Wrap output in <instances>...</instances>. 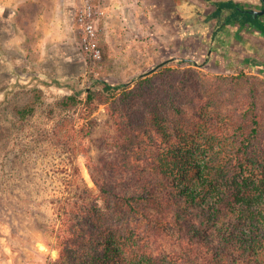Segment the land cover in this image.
<instances>
[{
    "label": "trees",
    "instance_id": "trees-1",
    "mask_svg": "<svg viewBox=\"0 0 264 264\" xmlns=\"http://www.w3.org/2000/svg\"><path fill=\"white\" fill-rule=\"evenodd\" d=\"M205 1L208 10L192 3L183 9L210 26L209 47L223 43L231 26L239 29L235 33L247 27L264 36V14L253 17L236 0ZM132 80L130 89L129 82L98 80L101 90H88L85 100L73 91L58 102L68 109L83 103L88 114L98 98L108 102L123 156L108 163L117 177L94 178L98 192L86 190L65 207L55 232L59 254L51 264H264V151L257 147L264 120L256 101L207 130L175 102L171 119L156 105L146 116L121 108L118 98L126 105L137 91L157 84L176 89L179 68L164 61L153 74ZM34 92L35 99L16 110L22 119L41 96L40 89ZM125 114L126 123L120 119ZM135 117L139 130L130 129ZM60 130L69 137L72 122Z\"/></svg>",
    "mask_w": 264,
    "mask_h": 264
},
{
    "label": "rangeland",
    "instance_id": "rangeland-1",
    "mask_svg": "<svg viewBox=\"0 0 264 264\" xmlns=\"http://www.w3.org/2000/svg\"><path fill=\"white\" fill-rule=\"evenodd\" d=\"M180 1H119L97 26L99 59L83 54L71 80L57 83L44 77L32 82L29 77L10 91L5 104L0 102V264H51L59 254L55 232L65 207L86 190L97 193L94 178L108 177V163L123 156L108 102L98 98L88 114L83 103L61 107L63 96L77 91L85 100L88 90H101L98 80L129 82L126 89L134 88L132 78L151 75L166 61L179 68V86L172 90L157 84L153 90L137 91L126 105L118 98L124 112L146 116L156 105L171 119L175 102L184 115L215 131L223 126L222 115L236 117L254 99L264 120V68L259 71L253 65L255 61L264 67V36L245 34L252 40L245 43L239 33L232 36L239 29L231 26L223 43L209 47L203 34H209L210 26L183 8L192 3L208 10L210 4ZM236 1L246 8L262 6L261 0ZM209 52L211 59L205 61ZM35 89L41 96L33 113L22 119L16 110L35 99ZM66 120L72 122L69 137L60 130ZM134 122L136 117L130 129L139 130ZM257 147L264 151V134Z\"/></svg>",
    "mask_w": 264,
    "mask_h": 264
},
{
    "label": "crops",
    "instance_id": "crops-1",
    "mask_svg": "<svg viewBox=\"0 0 264 264\" xmlns=\"http://www.w3.org/2000/svg\"><path fill=\"white\" fill-rule=\"evenodd\" d=\"M119 1L126 0H104L101 20L119 7ZM78 4L79 0H0V102L5 104L12 97L10 91L29 77L36 82L77 76L84 61L75 20ZM254 32L244 27L238 33L246 43L251 37L243 35ZM203 36L208 42V34Z\"/></svg>",
    "mask_w": 264,
    "mask_h": 264
},
{
    "label": "built area",
    "instance_id": "built-area-1",
    "mask_svg": "<svg viewBox=\"0 0 264 264\" xmlns=\"http://www.w3.org/2000/svg\"><path fill=\"white\" fill-rule=\"evenodd\" d=\"M104 15V0H79L75 9V20L81 29L80 50L93 61L101 56L97 41V26Z\"/></svg>",
    "mask_w": 264,
    "mask_h": 264
},
{
    "label": "water",
    "instance_id": "water-1",
    "mask_svg": "<svg viewBox=\"0 0 264 264\" xmlns=\"http://www.w3.org/2000/svg\"><path fill=\"white\" fill-rule=\"evenodd\" d=\"M262 1V6L259 9H252V8H243L242 11L250 12L253 17H257L258 15L264 14V0Z\"/></svg>",
    "mask_w": 264,
    "mask_h": 264
}]
</instances>
